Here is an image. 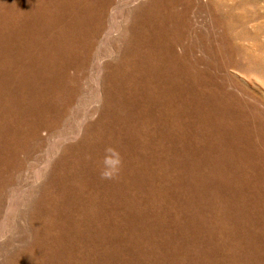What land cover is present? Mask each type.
I'll use <instances>...</instances> for the list:
<instances>
[{"label": "rangeland", "instance_id": "374dc122", "mask_svg": "<svg viewBox=\"0 0 264 264\" xmlns=\"http://www.w3.org/2000/svg\"><path fill=\"white\" fill-rule=\"evenodd\" d=\"M0 264H264V0H0Z\"/></svg>", "mask_w": 264, "mask_h": 264}]
</instances>
